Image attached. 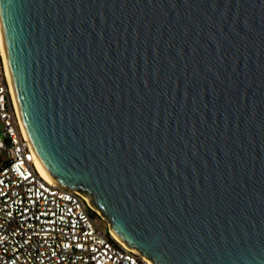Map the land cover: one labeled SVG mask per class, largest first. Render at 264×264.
Listing matches in <instances>:
<instances>
[{"label":"water","instance_id":"obj_1","mask_svg":"<svg viewBox=\"0 0 264 264\" xmlns=\"http://www.w3.org/2000/svg\"><path fill=\"white\" fill-rule=\"evenodd\" d=\"M42 173L152 264H264V0H0Z\"/></svg>","mask_w":264,"mask_h":264},{"label":"built area","instance_id":"obj_2","mask_svg":"<svg viewBox=\"0 0 264 264\" xmlns=\"http://www.w3.org/2000/svg\"><path fill=\"white\" fill-rule=\"evenodd\" d=\"M6 67L0 46V264H152L84 197L41 176Z\"/></svg>","mask_w":264,"mask_h":264},{"label":"bare ground","instance_id":"obj_3","mask_svg":"<svg viewBox=\"0 0 264 264\" xmlns=\"http://www.w3.org/2000/svg\"><path fill=\"white\" fill-rule=\"evenodd\" d=\"M0 46H1V48H2V51L4 52V49H3V45H2V41H1V34H0ZM7 68V67H6ZM9 76V75H8ZM12 92H13V90H12ZM13 97H14V95H13ZM14 100H15V98H14ZM16 103V102H15ZM16 106H17V104H16ZM20 122H21V126H22V131H23V133H24V135L26 136V133H25V130H24V127H23V124H22V120L20 119ZM26 138H27V136H26ZM35 163H36V167H37V169H38V171L40 172V174H41V176L44 178V179H46V180H48V181H51V180H49L43 173H42V171H41V169H40V167H39V165H38V162H37V160L35 159ZM112 233V232H111ZM112 235L117 239V237L114 235V233H112ZM117 240H119V239H117Z\"/></svg>","mask_w":264,"mask_h":264},{"label":"trees","instance_id":"obj_4","mask_svg":"<svg viewBox=\"0 0 264 264\" xmlns=\"http://www.w3.org/2000/svg\"><path fill=\"white\" fill-rule=\"evenodd\" d=\"M91 213H92V215H94V216L96 215V213H95L94 211H92V210H91Z\"/></svg>","mask_w":264,"mask_h":264}]
</instances>
